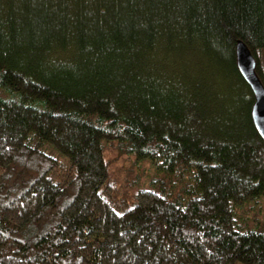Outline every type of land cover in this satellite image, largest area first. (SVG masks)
I'll list each match as a JSON object with an SVG mask.
<instances>
[{
  "label": "trees",
  "instance_id": "obj_1",
  "mask_svg": "<svg viewBox=\"0 0 264 264\" xmlns=\"http://www.w3.org/2000/svg\"><path fill=\"white\" fill-rule=\"evenodd\" d=\"M239 41L264 87V0H0V264H264Z\"/></svg>",
  "mask_w": 264,
  "mask_h": 264
},
{
  "label": "rangeland",
  "instance_id": "obj_2",
  "mask_svg": "<svg viewBox=\"0 0 264 264\" xmlns=\"http://www.w3.org/2000/svg\"><path fill=\"white\" fill-rule=\"evenodd\" d=\"M52 157L61 159L53 150H46ZM123 174L127 176L130 182L144 190H150L155 193L165 192L170 196H177L183 184L175 178L171 179L166 173L156 171L153 166L147 163H140L139 166H126ZM184 182L186 180H183ZM183 182V183H184ZM132 183V184H133ZM248 227L256 231H264V198L256 200L254 209L250 212L249 219H246Z\"/></svg>",
  "mask_w": 264,
  "mask_h": 264
},
{
  "label": "water",
  "instance_id": "obj_3",
  "mask_svg": "<svg viewBox=\"0 0 264 264\" xmlns=\"http://www.w3.org/2000/svg\"><path fill=\"white\" fill-rule=\"evenodd\" d=\"M236 66L244 82L252 92L254 103L251 119L255 130L264 142V87L255 73V61L248 48L242 43L236 44Z\"/></svg>",
  "mask_w": 264,
  "mask_h": 264
}]
</instances>
